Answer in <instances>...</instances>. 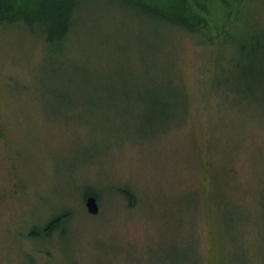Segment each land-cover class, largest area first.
Returning <instances> with one entry per match:
<instances>
[{
	"label": "rangeland",
	"instance_id": "1",
	"mask_svg": "<svg viewBox=\"0 0 264 264\" xmlns=\"http://www.w3.org/2000/svg\"><path fill=\"white\" fill-rule=\"evenodd\" d=\"M93 7L61 56L0 25V264H264V66Z\"/></svg>",
	"mask_w": 264,
	"mask_h": 264
},
{
	"label": "trees",
	"instance_id": "2",
	"mask_svg": "<svg viewBox=\"0 0 264 264\" xmlns=\"http://www.w3.org/2000/svg\"><path fill=\"white\" fill-rule=\"evenodd\" d=\"M256 4L264 6V0H0V25L26 30L43 41L49 55L61 56L80 30L78 20L94 5H101L137 19L173 40L177 33L197 36L201 43L215 44L228 53L235 52L245 61L264 66V22L253 17ZM182 88L185 91L180 92L179 97L189 96L187 88ZM156 91L150 93H159ZM161 92L169 96L176 94L173 87L171 90L162 88ZM183 101L181 111H189L190 101ZM120 192L129 202L135 200L129 187L121 188ZM91 195L96 194L87 189L85 198ZM233 199L245 206L252 205L245 198ZM70 217L68 210L53 216L43 227V235L48 237L62 229ZM33 232L39 231L34 229ZM62 232L63 236L66 231L62 229Z\"/></svg>",
	"mask_w": 264,
	"mask_h": 264
},
{
	"label": "water",
	"instance_id": "3",
	"mask_svg": "<svg viewBox=\"0 0 264 264\" xmlns=\"http://www.w3.org/2000/svg\"><path fill=\"white\" fill-rule=\"evenodd\" d=\"M85 205L89 214L97 215L99 213V205L95 196L91 195L87 197Z\"/></svg>",
	"mask_w": 264,
	"mask_h": 264
}]
</instances>
